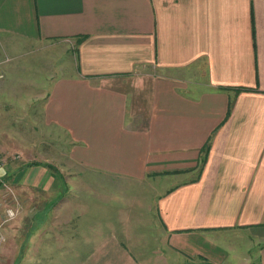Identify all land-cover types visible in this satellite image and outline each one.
<instances>
[{
  "label": "crops",
  "instance_id": "obj_1",
  "mask_svg": "<svg viewBox=\"0 0 264 264\" xmlns=\"http://www.w3.org/2000/svg\"><path fill=\"white\" fill-rule=\"evenodd\" d=\"M38 99L77 195L17 217L10 252L27 233L35 252H88L71 264H142L149 238L169 264H264V0H0V109ZM16 131L2 112L0 141ZM27 161L0 176L45 188ZM115 178L153 195L107 198Z\"/></svg>",
  "mask_w": 264,
  "mask_h": 264
},
{
  "label": "rangeland",
  "instance_id": "obj_2",
  "mask_svg": "<svg viewBox=\"0 0 264 264\" xmlns=\"http://www.w3.org/2000/svg\"><path fill=\"white\" fill-rule=\"evenodd\" d=\"M38 56L41 58L42 54H39ZM42 71L43 70H41L38 74L35 73L37 74L35 75L36 85L37 82L42 79ZM28 73H20L21 78H31L32 73ZM38 85L42 84L40 83ZM13 95H18V92ZM8 96H10V94H8ZM43 101L44 99H38L32 106L24 110L20 107L15 108L10 105L8 107V104H4L3 109H0V116L3 112L4 121L8 122L9 132L13 133L18 129L21 135L17 138L15 136L16 134H11L12 138L0 141V143L4 145L1 146L3 147V151L5 150L4 147H6V150L3 153H8L5 155H0V167L2 168L5 163H16L18 161H22V159L28 160L30 161V163L42 162L52 166V168L47 166L45 167V170L50 173L49 179L51 180L46 184L45 188H43L42 185H37L36 183H29L30 186L26 185L18 188L15 187L12 183L15 182V180H12L13 176L16 173L15 170H13L14 167L8 168L9 171L0 176V236H3V240H0V257L2 264H5L6 260L10 261L13 259L16 261L15 264H59L62 261H64V263L66 264H71L77 258H86V255L88 254V252L80 251L76 254L75 252L70 251L65 253H62L60 251H48L45 253L39 251L35 252L33 251L34 248L32 246V241H30L31 237L29 235H26L27 233L22 234L20 238H17L18 245L15 248V251L10 252V246H6L9 237L13 236L11 228L12 225H14V227L17 225L15 224V220L17 217L21 216L24 219V217L29 213L28 211L32 212L36 209H39L42 206V203L49 198L51 199L52 197H54V204L55 206L59 207L61 205V202H63L64 200L72 203L75 196L77 195L75 193L73 194L72 191L75 188L67 190L65 189V179L71 178L68 176L67 170L68 168H72L67 161V149L69 145L68 138L66 137V134L56 126L45 124L42 115ZM6 158L7 161L5 160ZM118 179L119 178H115L112 181V183L115 184H113L112 188L109 189L110 195H107V198H110L111 195H114L117 198L126 195H137L139 196V201H143L145 198L142 195H153V193L149 192V189H146L147 192H149V194H147L145 192L146 190L140 184L128 186L129 183L125 184V182H120ZM5 185L9 186L13 192L7 189ZM97 191L98 188H95L94 190L92 189V191H90L89 189L88 195L90 197H93ZM61 197H64L65 199H62L61 202H59ZM148 202H150V200H148ZM148 202H139L140 204L136 203V205L132 206V208H129L130 210H125L127 214L130 213L132 215L131 219L133 220L132 223H130V226L136 227L135 224H138L139 227L136 229V231H139L141 233L145 231V227L140 225L141 221L139 220V218H141L142 215H140L139 211H144L145 214H147L148 212L142 209L143 205L141 204H147ZM110 206L113 212H115V209L119 208L121 205L117 201H113ZM9 207H14L17 211V214L7 220L5 210ZM92 209L98 212L99 206L93 205ZM120 215H122V213ZM126 216L127 215H125V217ZM22 240V244L19 245ZM163 240L165 241L164 233ZM147 249L148 250L144 253H137V256L139 255L141 258L140 261L142 264L170 263V261H168L169 259L166 256V253L164 252L163 245V252L161 251L158 253L154 251V246L150 244L148 238ZM75 255H77V257H75ZM188 264L202 263L195 260V262L191 261Z\"/></svg>",
  "mask_w": 264,
  "mask_h": 264
},
{
  "label": "built area",
  "instance_id": "obj_3",
  "mask_svg": "<svg viewBox=\"0 0 264 264\" xmlns=\"http://www.w3.org/2000/svg\"><path fill=\"white\" fill-rule=\"evenodd\" d=\"M6 186V188L7 189H9V190H11L12 191V189L9 187V186H7V185H5ZM13 192V191H12ZM5 214H6V216H7V220H9L10 218H12L15 214H17V211L15 210V208L13 207H9V208H7L6 210H5ZM3 237V236H2ZM2 237L0 236V240L2 239ZM3 240V239H2Z\"/></svg>",
  "mask_w": 264,
  "mask_h": 264
},
{
  "label": "trees",
  "instance_id": "obj_4",
  "mask_svg": "<svg viewBox=\"0 0 264 264\" xmlns=\"http://www.w3.org/2000/svg\"><path fill=\"white\" fill-rule=\"evenodd\" d=\"M30 164H31V165H37V164H41V165H45V166H47V167H50V168H52V166H51V165H48L47 163H42V162H31Z\"/></svg>",
  "mask_w": 264,
  "mask_h": 264
}]
</instances>
